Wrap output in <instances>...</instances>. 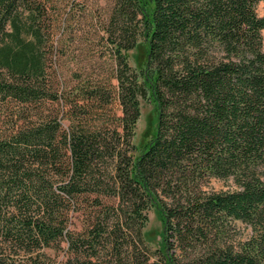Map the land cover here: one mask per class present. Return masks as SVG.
Returning <instances> with one entry per match:
<instances>
[{"label":"trees","instance_id":"1","mask_svg":"<svg viewBox=\"0 0 264 264\" xmlns=\"http://www.w3.org/2000/svg\"><path fill=\"white\" fill-rule=\"evenodd\" d=\"M260 1L113 0L110 76L70 85L49 0H0V264H264ZM143 100L158 124L137 155Z\"/></svg>","mask_w":264,"mask_h":264},{"label":"rangeland","instance_id":"2","mask_svg":"<svg viewBox=\"0 0 264 264\" xmlns=\"http://www.w3.org/2000/svg\"><path fill=\"white\" fill-rule=\"evenodd\" d=\"M113 7V0H49V13L58 20L56 37L58 39V50L60 51L59 64L62 67L63 77L68 84H74L79 77L76 71H81L84 77L100 78L104 75L110 76L112 60L109 56H102L105 43L101 36L105 34L103 26L107 22ZM257 12L264 15V1L257 4ZM57 24V22L55 23ZM264 38V30H263ZM56 39V40H57ZM148 42L140 38L136 47L129 52L131 65L140 70L147 59ZM115 82V80H112ZM158 124V111L154 102L142 101V113L137 123L134 142L138 148V155L144 144L149 141L156 132ZM232 180L212 179L208 188L228 189ZM149 220L143 229V234L152 252L157 248L164 247V226L158 207L149 210ZM83 220L78 219L76 226L80 228ZM55 254L54 251L48 250ZM158 255L152 257L157 259ZM120 264V261L117 263Z\"/></svg>","mask_w":264,"mask_h":264}]
</instances>
